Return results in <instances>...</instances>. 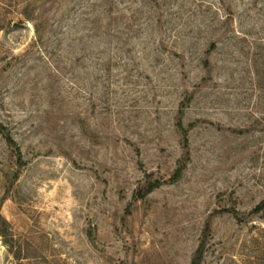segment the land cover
<instances>
[{"label": "rangeland", "instance_id": "1", "mask_svg": "<svg viewBox=\"0 0 264 264\" xmlns=\"http://www.w3.org/2000/svg\"><path fill=\"white\" fill-rule=\"evenodd\" d=\"M91 4L0 0V216L20 256L190 264L208 226L200 264H264V0L116 2L131 37L109 67L73 39Z\"/></svg>", "mask_w": 264, "mask_h": 264}, {"label": "trees", "instance_id": "2", "mask_svg": "<svg viewBox=\"0 0 264 264\" xmlns=\"http://www.w3.org/2000/svg\"><path fill=\"white\" fill-rule=\"evenodd\" d=\"M124 0H92L91 4V11L89 13H83L86 14L85 17H81L77 23H79L80 27L74 32L78 35L77 37L73 38L79 45V50L82 51L84 47H82L83 42L85 41V37L89 38L90 41L94 40V44L100 45V47L103 50H97L94 54V58L97 62H94L95 65L99 66H106L109 67L108 64H110V61L106 62L103 61L100 62V56L104 55L107 51L111 49L112 46H110V38L115 37L117 40L120 38H130L131 35L127 32L128 28L130 27L129 24H127L124 20V16L120 14L119 16H114L113 8L116 5V2H123ZM88 18L89 16L91 18ZM123 24L122 29H115L112 27V25H118ZM35 31L38 32L37 27L35 26ZM123 40V39H122ZM127 40V39H124ZM93 44V45H94ZM123 44H126V41H123ZM92 45V47H93ZM122 46V45H121ZM115 46V48L121 47ZM128 51V50H126ZM99 61V62H98ZM0 134L4 138V140L7 142L8 145L15 144L14 139L12 138L7 126H5L2 122H0ZM187 138L184 136V143L186 147ZM15 154L17 155V161L20 163L22 160L21 157V151L19 147L17 146L15 149ZM187 153V152H186ZM182 170V166H179L176 171L174 172L172 179H176L180 172ZM158 181L151 182L148 184L145 193H150L154 188L158 186ZM264 209V198L261 199L256 206L254 207L253 211H260ZM0 220L2 221V225H0V236L4 239L3 242L8 248V251L12 254L13 258L15 260H18L17 264H32L30 260H28V257H21L20 254L23 252V248L20 244L16 243V240L13 238V234L9 232L7 226L9 227V223L0 216ZM208 226L205 228L203 233V238L197 245L193 256L191 257L190 264H200L203 253H204V246H205V238L206 234L208 233ZM22 259H25L23 261Z\"/></svg>", "mask_w": 264, "mask_h": 264}]
</instances>
